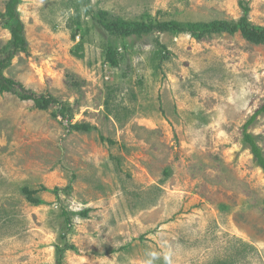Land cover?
Returning <instances> with one entry per match:
<instances>
[{
  "label": "rangeland",
  "instance_id": "rangeland-1",
  "mask_svg": "<svg viewBox=\"0 0 264 264\" xmlns=\"http://www.w3.org/2000/svg\"><path fill=\"white\" fill-rule=\"evenodd\" d=\"M18 11L28 50L5 75L70 118L0 95V264H264V171L243 143L264 104V37H121L98 20L245 17L264 30V0H21ZM10 38L0 25V49ZM247 131L264 153V112Z\"/></svg>",
  "mask_w": 264,
  "mask_h": 264
},
{
  "label": "trees",
  "instance_id": "trees-1",
  "mask_svg": "<svg viewBox=\"0 0 264 264\" xmlns=\"http://www.w3.org/2000/svg\"><path fill=\"white\" fill-rule=\"evenodd\" d=\"M90 1V0H86ZM21 0H8L6 11L3 14L4 20L0 22V25L7 28L11 33L9 41L0 49V95L10 92L15 94L20 100H32L35 107L40 110H47L52 105L58 104L60 114L63 118H70L68 115V108L65 103L51 95L37 94L36 92L27 89L22 83L16 82L10 77L5 75V69L8 68L18 52H26L28 50V42L24 32V24L18 11V5ZM103 27L109 30L112 34L126 37L134 33L140 34L143 31H150L153 28H158L160 31L166 32H188L191 36L197 39H201L212 33H220L222 31L236 32L240 30L242 34L249 39H262L264 37V30L260 26L251 25L245 17H242L239 21H228L224 19H214L207 22H187L181 23L175 20L154 24L152 20L148 22H126L122 20L106 21L100 14L98 18ZM106 61L112 67H117L120 64L119 53L115 46L109 45L106 50ZM264 112V104L257 112L247 121L245 124V130L243 133V143L245 146L251 149L257 163L264 171V153L261 147L257 143V136L247 131L248 126L255 120L259 113ZM69 128L76 131H89L91 129L90 124L84 122L71 123ZM63 216L65 217L64 225L71 220L72 212L64 210ZM85 214V212H83ZM81 212V214L83 215ZM65 233L62 235L65 238ZM63 249L57 246V253L60 254ZM58 264L60 263V257L58 258Z\"/></svg>",
  "mask_w": 264,
  "mask_h": 264
}]
</instances>
